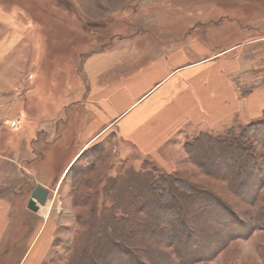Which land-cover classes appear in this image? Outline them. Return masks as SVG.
<instances>
[{
    "label": "rangeland",
    "instance_id": "rangeland-1",
    "mask_svg": "<svg viewBox=\"0 0 264 264\" xmlns=\"http://www.w3.org/2000/svg\"><path fill=\"white\" fill-rule=\"evenodd\" d=\"M148 2L152 5H149ZM0 5L6 10L22 8L34 20L33 31L41 41L37 66L41 75H39L36 90H40L45 95L47 87L52 86L59 100L62 97L66 100V96L71 95L76 84L80 83L78 71L84 57L91 52L110 47L116 42L120 44L122 41L133 39L136 42L135 46L146 48L148 45L156 44L160 46L177 44V42L187 43L193 36L202 39L209 47L221 48L244 39L258 38L264 35V0H146V2L145 0H0ZM163 41L165 43L160 44ZM262 53L264 56V51ZM262 77L261 81L264 80V73ZM33 101L29 107L32 117L42 109L41 105L36 102L35 95ZM70 104L61 107L58 112L62 116L64 114L73 116L71 123L61 124L60 129L61 131L64 129V135L56 140L55 135H50L47 132L42 133L44 135H40V139L35 145L38 150L42 148L45 152V155H40L36 162L37 165H42L45 168V174L55 179L64 174L63 181L58 186L48 188L50 191L48 199H50H47V202L51 205L49 214L54 219L55 232L53 247L46 263L52 261V264H66L69 261L72 248L81 233L85 231L86 226L79 222L78 218L85 211L88 215L90 214L93 201L91 200L89 204L85 205L77 202L78 194L74 193V186L81 175L87 181L79 188L78 193L81 195L87 193L90 199V197L96 196L99 187V196L103 198L102 189L107 179L111 177L116 179L129 171L132 178L137 176L134 171L157 165V172L178 173L179 176L188 180L192 188L189 190L180 187L179 195L175 200L179 203L180 214L182 213L184 216V222H192L191 224L196 230L194 235L197 242L201 239L200 234H204L205 231L221 233L226 227L223 228L216 221L208 218V213H204L199 208L202 206L201 204L194 210L197 206L193 198L195 192L197 194L204 189L216 191L242 211L246 220L251 223L247 218V214L252 213L250 204L242 200L238 191H236L237 194L229 192L226 182L215 179L206 171L212 172L213 169H216L219 172H224L230 168L235 170L240 162L246 163L247 161V164L250 165L257 159V169L253 170V178L261 179V173L264 171V116L261 118L263 122L260 124L259 130L255 134L253 132L244 134L246 130L242 131V128L248 124V121L238 118L221 129L208 128L206 130L201 127L181 130L170 143L171 146H174L167 150L166 157L169 164L165 168L151 156L139 153L129 143L118 137L115 131L107 132L95 144L85 148L81 154L76 156L79 151L78 146L75 145L76 117H81L80 123L84 117L80 104L79 106ZM50 110H54V108L51 107ZM232 126L234 128L228 134L226 131L224 132L225 135L222 136L225 137L224 140H220V138L193 140L201 132H219ZM29 135V140L26 139L27 136H22L21 144H24V141L25 143L29 141L30 145L32 136ZM9 137L10 146L5 149L0 145V151L16 155L18 148L25 149L17 145L15 136ZM188 143H192V145ZM29 145L27 149L29 148L31 151ZM224 150L234 155V159L229 160L234 165H227L228 162H225L226 159L224 160L221 152ZM69 162L72 164L66 168ZM24 164L26 167L32 165L26 161ZM252 183L253 180H250V183L246 184L247 194L254 189ZM236 184L237 178L235 177L233 188L236 187ZM130 185L128 184L126 187V193L122 194L123 199L119 200V205L128 201V203L125 202L127 205L133 198H137L136 187ZM258 187V190L264 191V182ZM0 195L14 199L12 222H18L16 228L23 233L26 224L33 220L24 209L26 198H30V193L28 192L24 196L17 186L15 192L10 188L0 192ZM162 195L169 197L168 194L163 193ZM109 202H107L108 205L111 204ZM144 202L139 204L136 211L139 222L148 221L156 214L155 208L146 206ZM132 221L127 219V222L131 224L129 227H134L136 220L134 225ZM163 221L166 220L163 218L157 220L156 230L139 229L137 238L140 240V245L138 249L134 245H128L136 249L135 252L142 256L147 264H169V258L176 257L175 248L171 246V241L167 238H169V232L174 225V230L177 232H181L184 225L179 220L175 224ZM125 228L127 231L128 228ZM114 237L115 240H121L126 244L130 239L127 232L121 234L117 231ZM100 243L105 244L103 240ZM150 243L154 248L148 250L146 247ZM203 244L202 241L199 246L197 245V249L201 251L200 253L196 252L199 256L205 254L210 247L209 243ZM110 245L105 246L108 248ZM141 245L146 246V249L143 250ZM25 246L26 242L23 240L16 242L12 246L13 249L3 253V264H15ZM133 248L131 249L133 250ZM92 251L89 253L92 254ZM104 253L106 250L103 251ZM192 253L195 254V252L189 251L185 255ZM101 261L98 260L93 264H108L110 260ZM87 262L82 263L87 264ZM114 264H119V262L114 261ZM193 264H264V227H258L247 237L229 239L224 250H219L213 257Z\"/></svg>",
    "mask_w": 264,
    "mask_h": 264
},
{
    "label": "crops",
    "instance_id": "crops-1",
    "mask_svg": "<svg viewBox=\"0 0 264 264\" xmlns=\"http://www.w3.org/2000/svg\"><path fill=\"white\" fill-rule=\"evenodd\" d=\"M34 23L22 8L6 10L0 5V145L8 148L9 136H15L17 145L25 148H18L16 155L0 151V192L10 188L15 192L18 186L24 196L29 192L31 197L35 186L52 188L63 181L64 174L48 177L45 168L36 164L45 152L35 145L46 132L56 140L64 135L61 124L71 123L73 116L58 112L69 103L80 104L84 117L81 123V117H76V156L115 131L165 168L169 164L167 150L181 130L221 129L236 118L249 123L264 116V35L221 48L209 47L193 36L187 43L146 48L135 46L133 39L116 42L84 57L78 71L80 83L66 100H59L52 86L45 95L36 90L41 41L33 31ZM34 95L42 109L32 117L29 107ZM10 120H15L17 127L10 128ZM28 135L32 136L30 145L29 141L21 144ZM25 161L31 167H26ZM2 196L0 264L3 253L22 240L26 246L15 264H43L52 250L55 232L50 203L34 212L27 207L30 198H26L24 209L33 220L21 233L16 228L18 222H12L14 199Z\"/></svg>",
    "mask_w": 264,
    "mask_h": 264
},
{
    "label": "trees",
    "instance_id": "trees-1",
    "mask_svg": "<svg viewBox=\"0 0 264 264\" xmlns=\"http://www.w3.org/2000/svg\"><path fill=\"white\" fill-rule=\"evenodd\" d=\"M262 120L263 119L251 121L242 128V131L246 130L244 134H247V132H253V134L257 133L260 124L263 122ZM233 128V126L227 127L219 132H201L193 140H200L201 138H220V140H224L225 137H222L225 135L224 132L226 131L228 134ZM188 144L192 145V143ZM221 152L224 156V160L226 159L225 162H228L227 165H234V163L229 162V160L234 159V155L225 152V150ZM256 162L257 159L250 165L247 164V161L246 163L240 162V165L236 167L235 170L230 168V170L224 172H219L216 169V171L213 169L211 172L204 169L207 173L214 176L215 179L226 182L229 186V192L237 194L236 191H238L242 200L248 202L252 207V213L247 214V218L251 221V223H249L242 211L237 209L232 202H229L216 191L204 189V191L201 190L197 194L195 192L193 198L194 201H196L197 206L194 210L201 204L202 206L199 208L203 210L204 213H208V218L216 221L217 224L221 225L223 228L226 227L223 232L220 231L221 233L208 231L209 234L205 231L204 234H200L201 239L198 242L194 235L196 234V230L191 224L192 222H184V216L182 213L180 214L181 208L179 203L175 200L179 195L178 190L180 187L189 190L192 188L188 180L179 176L178 173L157 172V165H152V167H149L148 169L143 168L134 171L137 176H133L132 178L130 177L131 175L129 171L116 179H113L112 177L107 179L102 189L104 194L103 198H100L99 196V187L95 194L96 196L92 198L90 197V199L89 194L86 193L81 195L78 193L79 188L87 181L83 175H81L79 181L76 182L77 184L74 186V193L78 194L77 202L81 205H85L89 204V201L92 200L93 205L89 215L86 213L87 211H85V213L81 214L78 218L79 222L83 223L86 228L79 236L77 243L75 242L76 244L72 248L69 261L66 264H83L82 262L86 261H88L87 264H93L97 263L98 260H102L101 262H103L104 259L106 261L107 259L110 260L108 261V264H114V261H118L119 264H147V262L143 260V257L135 252L140 245V240L137 238L140 232L139 229L156 230L158 226L157 220L162 218L166 220L163 222L175 224L176 221L179 220V222H182V225H184V229L181 232L174 230L175 225L169 232V238L167 239H170V244L175 248L177 257L173 259L170 257L169 264H193L197 261L208 259L211 256L213 257L219 250H224L229 239L241 236L247 237L258 227H264V191L261 189L258 190V185L264 182V171L261 173V179L259 177L253 178V172L257 169ZM235 177L237 178V184L235 185L236 187L233 188V179ZM250 180H253L252 185L254 189L247 194L245 188L246 184L250 183ZM128 184H132L136 187L137 190H135V193L137 194V198H133V200L127 205H125V202L128 203V201H124L119 205L118 202H120L119 200L122 198V194L126 193L125 191H127L126 187ZM81 193L84 192L81 191ZM163 193L165 195L168 194L167 196L169 197H164L162 195ZM108 201H110L109 203L111 204L108 205ZM144 201L148 202L145 203ZM142 202L148 207L155 208L156 214H154L153 218L148 221L144 220L143 222H139L137 221L138 212L136 211L139 204ZM127 219H131V221L133 220V225L136 220L134 227H129L131 224L127 222ZM125 227H129L127 231ZM117 231L121 234L127 232V236L130 237L127 241L128 244L121 240H115L114 235L117 234ZM193 238H195V240H193ZM211 239L212 241H210ZM101 240H103L105 244L100 243ZM202 241L204 244L209 243L210 247L205 254L199 256L196 252H201L197 247ZM193 242H195V244H193ZM108 244L111 245L106 248L105 245ZM128 245H134L136 249L129 247ZM141 247L144 248L143 250L146 248L148 250L154 248L152 243H150L148 247L144 245H141ZM131 248H133V250ZM104 250H106V253L103 254ZM90 251H92V254L89 253ZM189 251L195 252V254L192 253L191 255H185L186 252ZM43 264H52V261L49 263L44 262Z\"/></svg>",
    "mask_w": 264,
    "mask_h": 264
},
{
    "label": "water",
    "instance_id": "water-1",
    "mask_svg": "<svg viewBox=\"0 0 264 264\" xmlns=\"http://www.w3.org/2000/svg\"><path fill=\"white\" fill-rule=\"evenodd\" d=\"M49 193L48 188L41 185L35 186L27 203V207L34 212H38L41 205L47 204Z\"/></svg>",
    "mask_w": 264,
    "mask_h": 264
},
{
    "label": "built area",
    "instance_id": "built-area-1",
    "mask_svg": "<svg viewBox=\"0 0 264 264\" xmlns=\"http://www.w3.org/2000/svg\"><path fill=\"white\" fill-rule=\"evenodd\" d=\"M8 126L15 127L17 125V122L15 120H10L7 122Z\"/></svg>",
    "mask_w": 264,
    "mask_h": 264
}]
</instances>
